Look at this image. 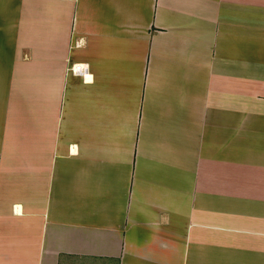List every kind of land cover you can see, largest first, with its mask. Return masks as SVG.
Listing matches in <instances>:
<instances>
[{
	"label": "crops",
	"instance_id": "1",
	"mask_svg": "<svg viewBox=\"0 0 264 264\" xmlns=\"http://www.w3.org/2000/svg\"><path fill=\"white\" fill-rule=\"evenodd\" d=\"M0 264H264V0H0Z\"/></svg>",
	"mask_w": 264,
	"mask_h": 264
},
{
	"label": "built area",
	"instance_id": "2",
	"mask_svg": "<svg viewBox=\"0 0 264 264\" xmlns=\"http://www.w3.org/2000/svg\"><path fill=\"white\" fill-rule=\"evenodd\" d=\"M72 70L75 71V72L77 73L78 71L81 70V66H79V65H75V66L72 67Z\"/></svg>",
	"mask_w": 264,
	"mask_h": 264
}]
</instances>
